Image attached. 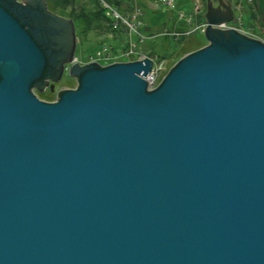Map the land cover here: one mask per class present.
<instances>
[{"label": "water", "instance_id": "1", "mask_svg": "<svg viewBox=\"0 0 264 264\" xmlns=\"http://www.w3.org/2000/svg\"><path fill=\"white\" fill-rule=\"evenodd\" d=\"M0 0V264H264V42L206 0V43L70 62L74 22ZM77 80L44 100L34 88Z\"/></svg>", "mask_w": 264, "mask_h": 264}, {"label": "rangeland", "instance_id": "2", "mask_svg": "<svg viewBox=\"0 0 264 264\" xmlns=\"http://www.w3.org/2000/svg\"><path fill=\"white\" fill-rule=\"evenodd\" d=\"M194 1L195 0H172L168 4L163 0H129V3H127L128 6L136 3L141 9V15L139 18L141 19L142 23L138 30L142 33L143 38L138 39V36L133 33L132 40L135 44L137 43V46L132 47L133 50L131 54L128 56H123L120 50L123 46L127 45L126 41L128 39V34L124 35V33H119V36L114 34L113 31L109 32L110 30L109 28L106 29L107 25H105L106 23L104 20L101 28H94L92 26L86 25L85 30H80L82 26L81 20L78 17H82L81 14H83V17L87 16L90 12L95 11L97 6L100 8L96 0H68V2L65 0H59V4L64 7V13L66 14V17L74 19L76 27V39L74 47V52L76 53L73 54H76L77 59L73 61L72 56L68 64L75 61L83 64L82 62H85L86 60L89 62L97 61L100 64H107L113 61H126L142 58L143 56H149L152 60L151 69H156L157 66L159 67L160 79L155 83L153 80L151 85L149 84V87L147 88L150 89L156 87L170 66L184 53L189 52L180 51L183 45L191 44L192 47H194L198 44L203 45L206 42V38L200 29L193 31L191 34L185 37L175 38L172 34V31L176 29H191L194 25H196L197 22H203L202 16H196L197 14H193L191 12L194 11L193 6H200V15H202L204 12L205 0H196L195 3ZM230 1L234 3L236 0ZM239 1L242 5V8L241 10H236V14L241 12L242 21L247 23L246 25H248L252 36L259 38L264 42V13L260 14L264 8V0H249L252 3V9H256L258 11L256 19L254 20L253 18L249 17V9L246 2L247 0ZM213 3L216 4V1L213 0ZM240 3H236V6L239 5V7H241ZM128 6L123 2L120 6V9L124 12L129 11L126 8ZM188 18H192L191 21H189ZM197 18H201L200 21L196 22ZM229 22H232V20ZM118 36L119 39H117ZM115 40L118 41V44L116 42L117 46L111 48L112 56L110 58L101 60V58L97 56L95 59L89 57L90 53L95 54L96 47L101 43L112 44ZM141 51H143L142 54ZM153 64H155V66ZM143 77L145 78V76ZM76 85V78L72 75H69L66 70V75L63 77L62 81L55 83L52 93L48 91V88L43 92L36 91V93L39 97H41V99L53 98L55 100V98H57V91L59 89L70 87L74 88Z\"/></svg>", "mask_w": 264, "mask_h": 264}, {"label": "built area", "instance_id": "3", "mask_svg": "<svg viewBox=\"0 0 264 264\" xmlns=\"http://www.w3.org/2000/svg\"><path fill=\"white\" fill-rule=\"evenodd\" d=\"M166 1L168 4L172 0H163ZM99 7L103 10L106 17L108 18L109 25L112 29H122L125 34H128V39L126 41V46H124L120 52L123 56H128L131 54L133 48L136 44L132 40V34H136L140 39L143 38L142 33L138 30L141 19L139 18L141 14V10L137 5H133V7L126 12H122L120 7L117 3L113 2L112 0H96ZM196 8V7H195ZM234 23L228 24L227 22H221L219 23L220 27L226 28V27H233L237 29L238 31L245 33L247 35L252 36V34L249 31V27L243 24L241 19V14L238 13L235 16ZM205 23H202L200 25H196V28H200L202 31L204 29ZM190 30L187 31H173L172 34L176 37L182 35V34H188ZM97 57H100L101 60H106L112 56L111 47L107 44H100L96 47L95 54L90 53L89 57L92 59H95ZM77 59V56L74 55L72 60L74 61ZM155 66V64H153ZM153 68V67H152ZM155 68V67H154ZM157 71V72H156ZM148 76V77H147ZM160 71L159 67L157 66L156 69H151L146 75L145 79L147 81V87H149V84L154 80V83L158 80L159 81Z\"/></svg>", "mask_w": 264, "mask_h": 264}, {"label": "trees", "instance_id": "4", "mask_svg": "<svg viewBox=\"0 0 264 264\" xmlns=\"http://www.w3.org/2000/svg\"><path fill=\"white\" fill-rule=\"evenodd\" d=\"M66 2H68V0H65ZM113 2L117 3L119 6H121V4L124 2L125 5L128 6L127 3H129V0H112ZM239 1V0H236V2ZM240 2V1H239ZM247 5H248V9H249V17L250 18H253L256 19V15L258 13V11L255 9H252V3L247 0ZM97 6V5H96ZM129 7V6H128ZM127 8V7H126ZM261 13H264V8L263 10L260 12ZM82 17H78L80 18L81 20V26L82 28L80 29L81 31L85 30V26H92L94 28H101L102 24L105 22L107 25L106 26V29L109 27L108 26V23H107V19H106V16L104 15V13L102 12V10L100 8H98L97 6V9L93 12H90L87 16L83 17V14H81ZM104 20V22H103ZM91 24V25H90ZM100 26V27H99ZM116 44H112L111 46H115ZM196 46H201V44H198ZM192 47L191 44H187V45H183L181 47V50L180 51H183V52H186V51H191V50H194V49H197L198 47Z\"/></svg>", "mask_w": 264, "mask_h": 264}, {"label": "flooded vegetation", "instance_id": "5", "mask_svg": "<svg viewBox=\"0 0 264 264\" xmlns=\"http://www.w3.org/2000/svg\"><path fill=\"white\" fill-rule=\"evenodd\" d=\"M16 1H21L23 4H25V1H22V0H16ZM56 3V4H55ZM44 4H45V9L52 12V13H55L59 16H63V17H66V14L64 13V7L62 5L59 4V0H44ZM73 22H74V19H72ZM73 34H74V37L76 39V27H75V22H74V27H73ZM62 71H61V74L59 76V78L57 79H53V78H50V77H43V79H46L47 80V84L42 88V89H39L37 88V86L34 88V92L36 93V91H40V92H43L45 91L48 87V91L49 92H53V87L55 85V83L57 82H60L62 81L63 77L66 75V69H65V64L64 62L62 61ZM53 83V84H52ZM37 95V93H36ZM38 96V95H37ZM56 96V95H55ZM39 97V96H38ZM57 97V96H56ZM41 98V97H40ZM43 99V98H42ZM44 100H53L52 99H44Z\"/></svg>", "mask_w": 264, "mask_h": 264}, {"label": "crops", "instance_id": "6", "mask_svg": "<svg viewBox=\"0 0 264 264\" xmlns=\"http://www.w3.org/2000/svg\"><path fill=\"white\" fill-rule=\"evenodd\" d=\"M199 16H200V13H199ZM119 33H122V32H120V31H117V32H114V34H116V35H119L120 36V34ZM119 36H118V38L117 39H119ZM116 39V40H117ZM114 41L112 44H116V42H117V44H118V41ZM143 53V51H141V54ZM138 54H140V53H138Z\"/></svg>", "mask_w": 264, "mask_h": 264}, {"label": "bare ground", "instance_id": "7", "mask_svg": "<svg viewBox=\"0 0 264 264\" xmlns=\"http://www.w3.org/2000/svg\"><path fill=\"white\" fill-rule=\"evenodd\" d=\"M75 53H76V52H75ZM118 55H119V54H118ZM108 61H110V60H108ZM108 61H107V62H108ZM87 62H89V61H88V60H86L85 62H82V63H87ZM147 77H148V76H147ZM52 84H53V83H52ZM48 88H49V87H48Z\"/></svg>", "mask_w": 264, "mask_h": 264}]
</instances>
